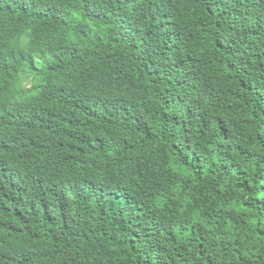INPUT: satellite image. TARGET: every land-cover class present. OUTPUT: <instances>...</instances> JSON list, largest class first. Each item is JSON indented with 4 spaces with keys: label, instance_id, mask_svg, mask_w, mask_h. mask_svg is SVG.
<instances>
[{
    "label": "trees",
    "instance_id": "trees-1",
    "mask_svg": "<svg viewBox=\"0 0 264 264\" xmlns=\"http://www.w3.org/2000/svg\"><path fill=\"white\" fill-rule=\"evenodd\" d=\"M0 264H264V0H0Z\"/></svg>",
    "mask_w": 264,
    "mask_h": 264
},
{
    "label": "rangeland",
    "instance_id": "rangeland-1",
    "mask_svg": "<svg viewBox=\"0 0 264 264\" xmlns=\"http://www.w3.org/2000/svg\"><path fill=\"white\" fill-rule=\"evenodd\" d=\"M23 85H24V87H28L29 86V81H23Z\"/></svg>",
    "mask_w": 264,
    "mask_h": 264
}]
</instances>
